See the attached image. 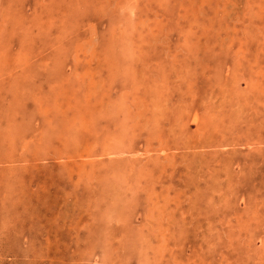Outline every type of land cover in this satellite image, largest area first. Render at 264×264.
<instances>
[{"label": "rangeland", "instance_id": "rangeland-1", "mask_svg": "<svg viewBox=\"0 0 264 264\" xmlns=\"http://www.w3.org/2000/svg\"><path fill=\"white\" fill-rule=\"evenodd\" d=\"M0 264H264V0H0Z\"/></svg>", "mask_w": 264, "mask_h": 264}, {"label": "bare ground", "instance_id": "bare-ground-1", "mask_svg": "<svg viewBox=\"0 0 264 264\" xmlns=\"http://www.w3.org/2000/svg\"><path fill=\"white\" fill-rule=\"evenodd\" d=\"M197 135V134H196ZM222 196V195H221ZM168 217V216H167Z\"/></svg>", "mask_w": 264, "mask_h": 264}]
</instances>
